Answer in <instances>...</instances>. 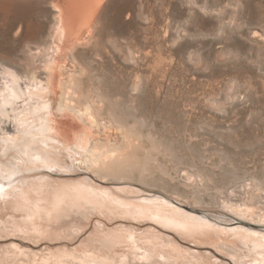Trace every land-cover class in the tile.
I'll list each match as a JSON object with an SVG mask.
<instances>
[{
    "label": "rangeland",
    "instance_id": "1",
    "mask_svg": "<svg viewBox=\"0 0 264 264\" xmlns=\"http://www.w3.org/2000/svg\"><path fill=\"white\" fill-rule=\"evenodd\" d=\"M11 1L0 2L4 6L0 58L23 55L19 50L24 44H34L38 34H46L53 23L47 6V11L40 13L32 9L30 0H21L16 7L9 4ZM107 7L97 30V43H92L96 48L91 45L92 49L86 51L87 55L97 53L87 59L88 77L82 85L85 89L97 87L108 96L104 116L111 109L118 118L121 116L140 130L145 148L141 156L152 145L150 138L158 141L160 146L153 142L158 150H147L155 154L150 165L147 163L151 168L146 165L143 182H137V174L134 180L142 190L138 195L123 192L108 179L100 180L85 168L73 167L70 162H77L71 159L74 154L70 156L68 149L64 155L70 170L65 163H58L62 169L39 166L28 170V161L23 158L25 162L8 185L37 176H49L58 185L65 180L86 179L96 187L107 186L129 202L162 195L163 202H172L185 212L197 207L195 214L213 222L229 219V223H235L233 218H241L264 225V220L260 221L264 218V0H110ZM13 15H18L17 20ZM20 25L22 30L17 34ZM133 80L141 82L139 90L130 89ZM106 130L111 137L118 136L112 135L116 131L113 127L102 129L101 135L110 136ZM1 154L0 150V159L5 161ZM149 171L151 175L147 176ZM131 204H127L128 212L105 208L85 215L71 211L62 219L64 224L42 216L37 220L46 232L35 239L8 231L12 227L10 215L22 221L27 212L0 198V223L8 226V230L0 232V248L14 239L28 248L35 247L36 255L65 244L74 251L95 245L96 252L111 258L110 264H150L154 259L151 264H189V260L183 263L182 257L176 255L182 249L183 254L192 257L190 264H257L246 255V245L233 241L234 235L211 236L215 238H206V242L202 236L186 235L166 208L139 215ZM52 227L63 233L55 236L50 232ZM118 235L127 238L120 239ZM105 238L109 241L105 242ZM219 241L235 248V254L220 249L216 245ZM184 245L185 250L181 248ZM8 255L4 256L8 259L4 264H33L26 257L18 261L13 252ZM4 257L0 253L1 260ZM37 257L32 260L46 263ZM78 260L72 264H79Z\"/></svg>",
    "mask_w": 264,
    "mask_h": 264
},
{
    "label": "bare ground",
    "instance_id": "2",
    "mask_svg": "<svg viewBox=\"0 0 264 264\" xmlns=\"http://www.w3.org/2000/svg\"><path fill=\"white\" fill-rule=\"evenodd\" d=\"M7 1L3 0L2 2L6 3ZM109 1L30 0L29 3L32 9L40 13L46 12L47 7L49 8L53 17V23L49 26L46 34H38V39L34 41V44L31 45V42L30 44H24L19 50V53L21 52L23 55L16 54L12 59L0 58V150L2 152L1 155L6 159L5 161L0 159V179L7 180L4 183L0 180V198L5 203L13 204L17 209L19 207L21 211L27 212L26 216L22 218L23 222L16 221L15 217L10 215L9 222L12 227H9L8 230L7 225L5 226L3 223H0V232L8 230L14 232V234H25L36 239L42 236L46 229L42 230L44 225L38 221L39 219L37 220V218L41 219L42 216L43 219L46 217L53 219L57 224H64L62 219L66 216L69 217L71 211L85 215L91 210L105 211V208L112 212H128L126 209L128 207L127 204H131L132 202L133 204L131 205H134L131 206L132 209L139 212V215L143 211L147 212L154 208H166L167 211L171 212L172 221L178 222L181 230L186 235L202 236L205 240L206 238L208 240L211 236H225V233L234 235L236 238L233 241L237 243V240H239V242L241 241L246 245L248 250V252L246 251V255L252 256V263L254 261L257 264H264V225L262 222L254 223V221L250 222V220L241 218H233L236 219L235 223H229V219H225L228 223L223 221L213 222V219L195 214V212L199 211L196 209V206V208H187L189 212H185L178 206H174L172 202H163L165 199H162V195L160 197H147V199L141 201L132 200L129 202L130 200L118 197L114 194L113 190L106 188L107 186L96 187L91 185L86 179L75 182H66L65 180L58 185L49 176H37L35 178H23L17 184L10 187L11 177L20 171L19 167L20 164L25 162L24 159L28 161V170H34L39 166L62 169L58 163H65L64 167L66 168L71 167L65 160L64 155L65 149H68L70 156L74 154L71 159H74L75 163L77 162L73 165L70 160V165L73 167L77 165L80 168H85L100 180L107 181L108 179L112 184L118 186L120 191L138 195L139 191L142 190L136 183L140 179V182H143L142 179L145 178L144 175L150 165L149 163L154 160L153 155L155 154L154 149H156V144H153V142L155 140L149 139L152 142L149 149L154 152L148 153L150 150L147 149L148 151L146 150L147 153H145L141 140L143 136L140 130H136L135 128L137 127H132L133 125L130 126L127 120L120 119L121 116L118 118L116 113L111 109H107L105 117L103 115V105L106 100H109L108 96L103 94L97 87L93 86L85 89L82 85L83 79L88 77L87 59L89 60L91 56L97 53L87 55L86 51L92 49L91 45L96 39L99 24L106 13ZM20 2L21 0H13L9 4L16 7L22 3ZM3 7L0 4V21L2 19L1 13L3 12ZM17 17L18 15L12 16L14 20H17ZM21 30L20 25L17 27L16 33L19 34ZM92 46L93 49L96 48L94 45ZM79 51H81V54L78 55ZM140 83L138 80H133L130 84V89L139 90ZM36 96L40 99H35ZM109 103H111V100ZM64 117H68L69 119H64ZM110 127L116 130L112 135L118 133L117 137H111L110 132L107 130L105 132H108L110 136L106 135L107 133L101 135L102 129ZM58 138H62V140ZM63 140L64 145L61 143ZM155 142L158 143V141ZM142 149L145 153L144 156L140 155ZM149 173L150 171L147 172V176L151 175ZM136 174L138 175V181L135 183ZM233 189L235 190V188ZM156 211L154 213H157ZM92 213H89V216ZM142 215L145 216L144 214ZM161 216L163 217V215ZM29 219L32 221L31 224L25 223ZM262 220L264 218L260 219V221ZM177 227L179 226L177 225ZM49 229L55 236L63 233L58 228L52 230V227ZM182 231H180L181 234L183 233ZM65 232L64 235L67 236L68 231ZM107 235L110 236L109 234ZM102 236L103 234L101 235V239L104 238ZM118 236L120 239L123 237L122 235ZM97 239H100V236ZM15 240L10 241L3 247L1 245L0 253L3 254V257L7 255L6 257L8 258V253L13 252L18 261L22 257H26L29 262L33 261V264L40 263L36 259V261L32 260L34 256H38L37 258L41 259V262H43L42 259L45 260V264H72V262L78 259L77 263L79 262V264H92V261H100L99 263L101 264H110L111 262L109 256L95 251V245H91L88 248L85 246L86 248L83 247L80 252L70 249L65 244V247L51 248L52 251L48 253H41V251L40 254L37 253L38 255H36L37 249L35 247L28 248L27 245H23L21 242ZM207 240L206 242H208ZM100 241L98 240V242ZM108 241L106 239L105 242ZM102 244L106 245L107 243L102 242ZM216 245L220 249L223 248L230 251V253L233 252L232 254L236 252L235 248L224 241H219ZM128 246L130 247V245ZM181 248L187 249L185 245ZM182 251L181 249L176 255L182 257L183 260H180L183 263L184 260H189L187 263L190 264V258L192 257L186 255V253L184 255ZM176 255L175 258L173 257L175 260L176 257L178 258ZM7 258L4 257L2 260L0 258V264H4L8 260ZM194 258L196 259V257ZM154 260H151V263ZM9 264L11 263L9 262Z\"/></svg>",
    "mask_w": 264,
    "mask_h": 264
}]
</instances>
